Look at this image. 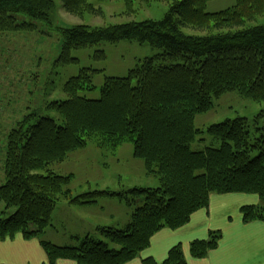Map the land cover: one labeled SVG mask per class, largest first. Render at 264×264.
<instances>
[{
  "label": "trees",
  "instance_id": "trees-1",
  "mask_svg": "<svg viewBox=\"0 0 264 264\" xmlns=\"http://www.w3.org/2000/svg\"><path fill=\"white\" fill-rule=\"evenodd\" d=\"M61 1L68 12L101 15L93 4L103 0ZM165 1L168 9L161 20L60 29L59 60L64 63L77 61L69 50L102 41L147 42L160 51L140 59L124 77H106L98 99L87 98L81 91L95 89L91 78L99 71L81 69L66 81V99L48 104L61 123L31 113L9 131L5 181L0 185L5 215L0 217V240L16 234L25 239L40 237L52 224L61 199L89 205L100 198L118 197L133 210L123 227H99L97 236H83L74 245L40 240L47 264L62 259L77 264H125L149 246L153 234L163 228L177 229L195 211L207 207L211 194L257 195L262 203L244 205L240 213L245 222H264V127L255 125L252 131L244 117L204 130L194 123L197 114L211 109L213 98L228 91L264 102V25H246L264 16V0H235L233 6L216 12L207 11L210 0ZM133 2L125 0L128 6ZM54 4V0H0V32L32 30L33 21L48 22ZM20 14L30 21H18ZM188 27L203 33H186ZM263 118L264 108L255 122ZM200 134L219 140L220 145L193 150L191 145L201 140ZM89 141L108 149L132 142L133 156L143 160L146 174L157 178L159 186L95 189L72 197L65 189L72 175L53 173L47 167ZM138 197L140 206H136ZM220 236L219 231H211L206 240L192 241V257H205ZM143 264L187 261L176 245L164 261L146 258Z\"/></svg>",
  "mask_w": 264,
  "mask_h": 264
},
{
  "label": "rangeland",
  "instance_id": "rangeland-1",
  "mask_svg": "<svg viewBox=\"0 0 264 264\" xmlns=\"http://www.w3.org/2000/svg\"><path fill=\"white\" fill-rule=\"evenodd\" d=\"M54 1L53 9L49 11L48 22L33 21L32 30L0 32V185L5 181L3 163L7 134L25 115L36 113L40 116H51L57 120V123H61L59 115L48 110V104L66 99L64 85L71 77L79 74L81 69L99 71L91 78L95 89L81 91V95L87 98L98 99L106 77H124L140 59L153 56L160 51L147 42L102 41L92 46L69 50L70 56L77 61L64 63L59 60L62 50L61 28L79 24L98 28L131 20H161L167 12L168 4L165 0H151L148 3L134 0L131 5L134 10L131 12L127 10L131 6H128L125 0L95 1L93 6L101 10L100 15L90 11H85L83 14L68 12L64 9L61 0ZM235 2V0H210L206 9L209 12H216L233 6ZM24 20L30 21L28 16L20 14L18 21ZM246 25H264V16ZM184 31L194 34L203 33L190 27L185 28ZM263 108L264 102L243 97L237 91H228L213 98L211 109L197 114L194 123L196 128L204 130L209 125L226 119L244 117L253 131L255 125L264 127V118L255 122L256 116ZM198 138L201 140L191 145L195 151L203 150L207 146L220 145L219 140L206 134H200ZM47 169L61 175H72L65 188L72 197L95 189L122 191L135 186H159L157 178L146 174L143 160L133 156L132 142H125L116 149H108L98 147L89 141L84 147L69 153L63 161L50 163ZM141 199L139 197L136 199V206L141 205ZM219 203L230 207V215L233 219L242 217L240 214L242 206L260 204H250L248 198L228 199ZM57 205L58 208L55 207L57 212L53 211L54 215L52 214V224L44 230L40 238L59 245L73 243L77 235L90 233L97 236L98 228L102 226L123 227L130 220L133 210V207L127 206L118 197L100 198L96 203L89 205L73 204L68 199H61ZM236 205L238 207L235 210ZM3 211L4 205L0 203L1 218L5 216ZM17 235L21 234L15 236Z\"/></svg>",
  "mask_w": 264,
  "mask_h": 264
},
{
  "label": "crops",
  "instance_id": "crops-1",
  "mask_svg": "<svg viewBox=\"0 0 264 264\" xmlns=\"http://www.w3.org/2000/svg\"><path fill=\"white\" fill-rule=\"evenodd\" d=\"M240 198L250 199V204L261 203L255 194H212L207 208L195 211L187 224L177 229L163 228L157 232L152 237L149 247L137 258L125 264H143L146 258H152L156 263H160L176 245L181 246L187 264H264V222L258 220L244 222L241 216L233 219L230 207L219 203ZM237 207L238 205L234 207L235 210ZM55 210L54 212H57ZM211 231L221 233L216 248L209 251L204 258L192 257L190 243L195 240H206ZM86 235L91 234L77 235L73 243L76 244L78 238ZM40 240V237L27 240L21 235L0 240V264H47V255ZM73 243L66 245H74ZM57 264L77 263L62 259Z\"/></svg>",
  "mask_w": 264,
  "mask_h": 264
}]
</instances>
